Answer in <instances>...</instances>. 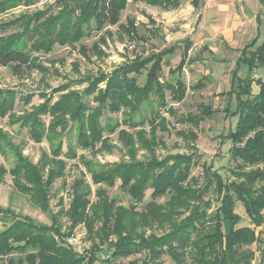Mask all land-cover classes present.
<instances>
[{
    "label": "rangeland",
    "instance_id": "obj_1",
    "mask_svg": "<svg viewBox=\"0 0 264 264\" xmlns=\"http://www.w3.org/2000/svg\"><path fill=\"white\" fill-rule=\"evenodd\" d=\"M80 1L0 0L5 7L0 13V26H6L0 28V37L21 44L31 62L30 70L18 76L10 66L0 67V97L9 104L0 113V233L22 220L55 228L58 235L49 233L63 246L78 255L94 253L101 259L95 264H106L109 251L124 243L122 240L138 235L162 238L171 230L167 224H160L164 219L161 215L173 202L170 189L155 194L154 188L146 185L141 202L129 193L130 187L141 183L143 168L155 176L167 169L175 177L186 173L182 185L194 190L204 187L203 173L207 169L219 174L225 184L238 181L240 162L231 159L227 137L238 120L239 91L255 96L259 84H264V70L245 65L264 42V0H180V7L169 12L127 0L115 26L91 22L78 29L74 21L81 17L78 10L70 20L71 27L38 32L37 25L46 15L77 8ZM186 45L189 49L185 55ZM152 54H161L158 83L175 85L178 81L184 86L185 96L177 102L165 87L161 106L152 92L133 119L124 123L125 108L119 106V111L112 112L114 103L122 104L112 102L109 91L123 72ZM146 72L128 77H135L139 88L144 85ZM68 93H77L90 108L100 109L104 131L94 147L78 145L77 125L68 115L52 133L49 127L53 118L48 112L32 116L38 120L36 128L31 127V118L25 119L35 108L54 105ZM203 107L211 116L200 121ZM152 120L159 121L154 133L150 132ZM39 129L43 135L37 142ZM152 142L148 150L146 143ZM17 157L35 168L42 184L48 183L44 210L16 187L10 172ZM118 165H135L136 173L129 184L121 178L112 184L101 179ZM256 168L264 170V164L245 172ZM260 185L264 187V179ZM216 191L212 185L201 202L192 205L200 208L209 202L207 215L213 216L222 197ZM150 201L160 208L157 212L145 210ZM106 206L111 212L104 220L101 217L109 209ZM175 212L177 225H181L191 213L190 205L188 210ZM235 212L242 218L238 228L248 227L254 234L255 241L243 250L252 255L250 264H259L264 222L252 226L238 203ZM130 231L135 235L126 234ZM198 231L201 228L188 239L177 233L169 236L167 244L156 245L154 252L135 250L111 262L195 264L197 247L206 244ZM185 241L188 243L183 245ZM23 257L20 253L5 255L0 257V264L20 263Z\"/></svg>",
    "mask_w": 264,
    "mask_h": 264
},
{
    "label": "trees",
    "instance_id": "obj_2",
    "mask_svg": "<svg viewBox=\"0 0 264 264\" xmlns=\"http://www.w3.org/2000/svg\"><path fill=\"white\" fill-rule=\"evenodd\" d=\"M73 1V0H72ZM127 0H81L77 8H69L68 10L58 11L52 16L46 15L44 21H39L38 32H46V30L60 28L61 30L71 27V18L73 20L74 13L79 10L81 17H76L74 21L78 29L84 24L95 23L96 25L115 26L119 22L122 10L126 6ZM133 2H144L149 6L161 8L165 11L175 10L180 6V0H132ZM262 1V0H261ZM5 10L4 4L0 3V13ZM42 16L45 13L41 14ZM43 18V17H42ZM44 23V24H41ZM6 27V26H5ZM0 26V28H5ZM188 46L184 47V54L188 51ZM161 54H152L147 59L138 62L139 65L130 67L122 73V78L117 81L115 87L109 91V98L112 102L118 101L120 104L114 103L111 107L112 112L119 111V106H124L123 122L127 123L133 119L136 110H138L141 102L152 93L157 94L158 101L164 106L163 89L167 90L174 96V100L180 102L184 98L185 89L180 82L175 85L158 83L160 70ZM245 63V62H244ZM248 69L264 70V42L258 46L251 58L245 63ZM10 66L15 75H20L23 71L30 70L31 62L25 50L15 41L0 37V67ZM148 67L147 69H145ZM147 70L145 82L142 87L137 88L135 77H128L130 74H141V71ZM135 76V75H134ZM258 95L251 96L249 92L239 91L237 98L236 115L238 120L234 130L228 134V141L231 144L229 154L231 159L240 162L237 166L238 181L225 184L219 174L207 169L203 173L205 185L200 190H194L190 187H184L182 184L186 180V173L175 177L168 174L167 169L159 176H155L151 170L143 168V177L141 183L129 188V193L138 202L142 201L141 191L146 185L154 188L155 194H159L166 189L172 191L173 202L168 205V211L162 215L164 219L160 224H167L171 230L169 234L162 238L144 237L138 235L136 239L122 240L124 243H118L111 248L110 259L105 261L106 264H112L111 261L119 257H126L135 250H144L154 252L159 243L167 244L169 236L180 233L188 239L197 228V234H203L201 238L206 244L197 247L195 264H250L252 255L243 250L244 247L250 246L254 241V234L248 227L238 228L242 218L235 212V206L238 203L242 207L243 212L250 224L259 227L264 222V187L260 185L264 179V170L255 169L245 172L249 167H256L264 164V84H259ZM132 91H136L133 97H128ZM86 94H89L87 92ZM249 98L245 101L241 100L242 96ZM101 100V98H99ZM9 108V104L0 97V113H3L5 107ZM117 106V107H116ZM203 113L200 121L211 116L207 107L202 108ZM49 113L53 118L50 122V132L59 124H62L65 116H69L73 124L77 125V142L79 146L84 148L94 147L101 140V134L104 128L101 126L99 118V108H90L88 104L82 100V96L77 93H68L62 95L60 99L51 106L42 105L35 108L30 114L29 122L31 127L38 126V120L32 116ZM207 115V116H206ZM190 123L192 120H189ZM159 121H150V132L154 133L159 126ZM156 124V125H155ZM161 124V122H160ZM42 129L36 133L35 140L39 142L42 137ZM127 140V135L121 133ZM55 136L52 135L51 138ZM152 143H146V148L152 149ZM61 147V144L59 145ZM59 152V149H58ZM11 175L14 179L16 187L23 193H28L33 202L42 210L45 208V195L48 183L42 184L35 168L29 166L17 157ZM135 165H118L112 170H108L101 177L102 180L112 184L116 178H121L123 183L129 184L135 172ZM154 170V169H152ZM164 174V175H163ZM25 183H20V180ZM212 185L216 186L217 193L221 194L220 206L213 216L207 215L211 209V204L206 202L202 207L192 203L201 202L204 192ZM154 194V195H155ZM83 205V203H82ZM191 209L190 215L180 225H177L175 218V209ZM105 211L104 220L110 216L111 207ZM158 208L154 201H150L145 205L147 213L157 212ZM207 222L212 223L208 225ZM50 231L58 235L55 228H47L31 221H18L9 229L0 233V257L10 255L12 253L23 254L21 264H95L101 260L97 255L92 253L88 255H78L70 248L63 246V242L59 239L55 240L50 235ZM133 234L132 231L126 233ZM188 242L185 241L183 245ZM19 263V262H18ZM15 263V264H18ZM19 263V264H20ZM259 264H264V248L261 251Z\"/></svg>",
    "mask_w": 264,
    "mask_h": 264
},
{
    "label": "crops",
    "instance_id": "obj_3",
    "mask_svg": "<svg viewBox=\"0 0 264 264\" xmlns=\"http://www.w3.org/2000/svg\"><path fill=\"white\" fill-rule=\"evenodd\" d=\"M180 7V6H179ZM157 9H159V8H157ZM178 9V8H177ZM177 9H175L174 11H176ZM170 11H172V10H170ZM167 12H169V11H167Z\"/></svg>",
    "mask_w": 264,
    "mask_h": 264
}]
</instances>
